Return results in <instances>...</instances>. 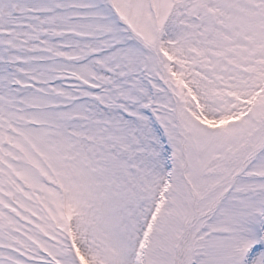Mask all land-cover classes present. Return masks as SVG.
<instances>
[{
    "label": "snow or ice",
    "instance_id": "1",
    "mask_svg": "<svg viewBox=\"0 0 264 264\" xmlns=\"http://www.w3.org/2000/svg\"><path fill=\"white\" fill-rule=\"evenodd\" d=\"M0 264H264V0H0Z\"/></svg>",
    "mask_w": 264,
    "mask_h": 264
}]
</instances>
